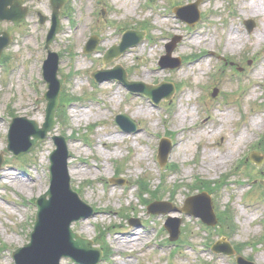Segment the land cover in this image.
I'll use <instances>...</instances> for the list:
<instances>
[{"label": "rangeland", "instance_id": "rangeland-1", "mask_svg": "<svg viewBox=\"0 0 264 264\" xmlns=\"http://www.w3.org/2000/svg\"><path fill=\"white\" fill-rule=\"evenodd\" d=\"M194 1L68 0L47 48L50 0H21L26 9L21 21L0 20V32L11 36L0 56V240L7 246L0 264H14L11 251L29 240L34 200L49 186L53 134L68 140L72 186L94 208L72 229L102 248L98 264H235L234 255L211 249L222 237L235 255L264 264V0H201L193 26L174 17V7ZM38 13L44 16L41 24ZM125 30L146 33L136 46L102 64L103 53ZM92 34L100 43L86 54L83 47ZM231 34L241 38L229 46ZM173 36L180 39L170 56L180 64L161 68L158 60ZM47 49L59 55L55 125L29 151L14 156L7 149L12 118L33 119L39 126L44 120ZM115 64L131 81L174 83L172 97L154 104L117 80L98 83L90 77ZM121 113L137 122V131L114 125ZM162 137L172 144L164 167L156 160ZM25 141V135L15 139L16 150L25 149ZM251 152L261 157L259 164ZM113 177L123 184L111 183ZM204 190L220 218L216 227L178 211L187 197ZM165 204L172 207L161 213ZM176 230V240H169ZM60 264L75 263L62 259Z\"/></svg>", "mask_w": 264, "mask_h": 264}, {"label": "water", "instance_id": "water-1", "mask_svg": "<svg viewBox=\"0 0 264 264\" xmlns=\"http://www.w3.org/2000/svg\"><path fill=\"white\" fill-rule=\"evenodd\" d=\"M53 7L52 26L47 35L46 45L54 38L59 28L58 9L65 3L66 0H50ZM102 3L103 0H97ZM153 1V0H151ZM201 0H196L186 6L176 7L174 13L183 21L193 25L199 19V11L197 6ZM20 0H0V20L10 19L17 21L24 16V10L18 8ZM11 5V8H7ZM43 20V18H42ZM252 22L247 23V27H252ZM143 31L127 30L124 32L119 44L112 45L104 55L103 61L109 62L118 57L127 48L135 46L144 37ZM3 37H0V54L2 49L9 43L10 37L6 32H3ZM178 37L174 38L170 44L166 45V55L160 61L161 67H175L179 62L169 63L170 53L173 50ZM97 38L91 39L85 48V52L93 51L97 46ZM58 67V55L49 51L48 58L44 62L43 76L47 82L49 90L45 94L48 100L45 120L41 127L33 120L26 118L13 119L14 124L11 125L9 134L8 149L15 155L21 152L29 151L39 140H42L48 131L54 126L55 109L58 104V93L60 84L56 77ZM97 81L101 82L106 79L116 78L126 85L130 90L138 91L150 97L155 102H158L161 97L169 98L173 92L172 85L162 83L157 86L147 85L143 82H130L126 79L125 71L119 66L110 70L96 71L92 74ZM162 90L163 92H160ZM162 93V94H161ZM23 121L22 129L18 128L19 122ZM114 123L128 131H136L137 124L126 114L118 115ZM25 135V149L16 150L13 141L16 139L21 141V137ZM30 136H33L30 139ZM53 141L56 148L50 154L49 180L50 186L45 193L40 195L35 203L38 208L33 231L30 235V243L18 248L13 253L16 264H59L62 256L70 257L73 261L83 264H97L101 259V252L92 246V241L79 236L73 232L70 225L73 221H78L81 218H86L93 214V209L82 202L77 193L71 189L70 175L68 170L69 152L67 143L62 136H53ZM170 151V144L163 143L159 149V160L161 164L166 162L167 155ZM2 156L0 154V164ZM154 206V205H152ZM164 212L166 210H163ZM189 215L200 217V219L208 224L214 225L216 217L212 208V202L209 196L201 193L187 198L182 208ZM174 221V219H170ZM179 223V221H178ZM178 230V226L176 227ZM176 232H171L170 239L177 237ZM213 250L220 251L225 254H233V250L228 243L216 242ZM238 264H253L250 261L236 257Z\"/></svg>", "mask_w": 264, "mask_h": 264}, {"label": "bare ground", "instance_id": "bare-ground-1", "mask_svg": "<svg viewBox=\"0 0 264 264\" xmlns=\"http://www.w3.org/2000/svg\"><path fill=\"white\" fill-rule=\"evenodd\" d=\"M240 38L241 37H239L238 35H236V34H231L230 35V39H229V41H228V45L230 46V45H234L235 43H238L239 41H240ZM198 40H199V37L197 38ZM117 93H120V91L117 89ZM146 111H149V110H146ZM241 136H239V138H240ZM244 136H242L241 138H243ZM240 138V139H241ZM70 146H72L71 144H70ZM225 156H226V154L225 153H223V155L221 156V158L223 159V161H226L225 160ZM230 158V157H229ZM229 160V159H228ZM218 164V162H215V165H217ZM20 186H22V187H26L27 186V182H25V181H23V180H20ZM11 239V238H10Z\"/></svg>", "mask_w": 264, "mask_h": 264}]
</instances>
